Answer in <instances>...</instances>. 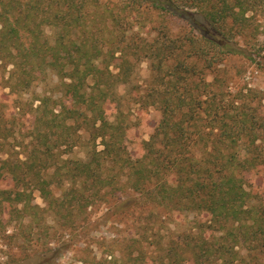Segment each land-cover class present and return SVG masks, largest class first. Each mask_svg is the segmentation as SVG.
I'll return each instance as SVG.
<instances>
[{"label":"trees","instance_id":"trees-1","mask_svg":"<svg viewBox=\"0 0 264 264\" xmlns=\"http://www.w3.org/2000/svg\"><path fill=\"white\" fill-rule=\"evenodd\" d=\"M261 35L264 0H0V223L38 243L12 264L104 218L130 231L83 264H264V92L229 70Z\"/></svg>","mask_w":264,"mask_h":264},{"label":"rangeland","instance_id":"rangeland-1","mask_svg":"<svg viewBox=\"0 0 264 264\" xmlns=\"http://www.w3.org/2000/svg\"><path fill=\"white\" fill-rule=\"evenodd\" d=\"M149 13H151V18L156 20V13ZM197 18L198 21H203L200 16H197ZM169 23L172 24L174 28H178L175 21H170ZM259 41V43L264 41V35L259 37ZM229 70L233 76V79L231 80L232 86H236V83L246 84L247 86L260 88L264 92V71L256 68L255 65L250 63L248 60L241 57L235 58L229 64ZM148 74L149 66L148 63L144 61L137 70L135 80L142 81L147 78ZM144 115H148V117L139 129L131 131V137L139 138V135L146 138L149 137V134L153 130V126L160 118V112L156 109L148 110V112L144 113ZM80 155H84V152L80 151ZM35 202L44 206L43 199L40 197L39 193H36ZM97 210V214H99V209ZM49 220L51 223L52 220ZM111 224V221L107 223V219L104 218L102 220V224L98 225L97 228L91 230L90 228L87 229L81 226L70 236L65 234V236L61 237L59 243L53 239V242L50 245L53 247H58L59 245L60 248H58L57 251L56 249L52 251V259H54L58 264H83L82 260L87 257L89 258L92 254L95 253L99 256L101 250L105 248V245L111 238L116 236L118 233H122L124 230H127L124 231V233L130 231L128 225L126 226V224L120 225V227H118L119 229L113 228ZM35 228L38 229V227ZM15 231V225L5 227L3 223H0V264H12L14 259L16 260V263L24 262L28 257H32L37 254V252H35L38 247L36 236L27 246L29 248L22 252L23 247L21 246L20 241L10 236ZM63 240H65L67 246H63Z\"/></svg>","mask_w":264,"mask_h":264}]
</instances>
